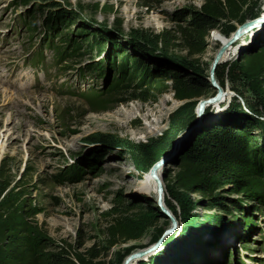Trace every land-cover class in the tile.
Segmentation results:
<instances>
[{
    "label": "rangeland",
    "instance_id": "1",
    "mask_svg": "<svg viewBox=\"0 0 264 264\" xmlns=\"http://www.w3.org/2000/svg\"><path fill=\"white\" fill-rule=\"evenodd\" d=\"M202 3L0 0V174L9 183L3 198L10 219L21 229L18 234L32 248L46 254L67 244L79 252L96 247L104 264L114 263L129 244L124 255H131L129 264H264V163L251 162L262 152L258 146L263 147L264 88L255 94L242 77L224 76L219 100L203 104L196 114L190 106V113L176 120L183 101L173 96L170 81V76L198 81L201 72L211 89L206 97L211 96L214 89L206 77L212 57L240 24L264 13V0H249L243 21L233 22L234 30L221 43L210 32L199 56H187L181 46L166 47L172 58L151 47L153 34L168 29L177 35L185 14ZM33 9L37 28L30 29L26 24ZM41 27L59 33L62 42L72 41L61 63L49 50H43L41 61L32 59ZM242 34L233 41L236 53L214 68L264 47V21ZM134 57L147 65V73L132 77ZM191 58H196L191 61L198 68L195 74L179 62ZM94 60L99 74L84 73L94 70L96 66L85 65ZM117 77L129 81L128 91L111 98L101 93V99L109 98L102 109L80 95ZM215 127H231L246 138L248 161L229 163L213 175L209 199L169 186L193 141ZM135 145L152 156L149 164L159 162L154 166L159 203L164 207L168 201L177 217L173 240L137 256L164 235L172 220L154 209L157 191L153 195L134 185L142 171L129 156ZM114 208L140 211L154 223L143 224L141 238L107 249L106 227Z\"/></svg>",
    "mask_w": 264,
    "mask_h": 264
},
{
    "label": "trees",
    "instance_id": "2",
    "mask_svg": "<svg viewBox=\"0 0 264 264\" xmlns=\"http://www.w3.org/2000/svg\"><path fill=\"white\" fill-rule=\"evenodd\" d=\"M248 2L249 0H203L199 8L191 9L185 14L181 26L176 31L177 35H172L170 30L164 29L157 34H153L151 41L158 43L163 49L181 46L186 51L187 56H199L204 52L206 37L210 32L212 33L210 34L212 35L211 37L220 42L226 38L224 35L234 30L233 22L241 23L243 21V8ZM36 14V9H33L28 16L26 26L30 29L37 28ZM43 18L44 21L48 20L46 16ZM21 23L23 24L22 21ZM117 25L120 27V23H117ZM213 30H218L223 35ZM40 33L42 38L47 41L48 46L51 45L54 48L57 61L61 63L64 57L68 56L67 48L72 41L70 40V43L69 41L62 42L59 33L57 34L56 31L47 28L41 27ZM95 40L96 38L93 39V41ZM195 59H184L179 62L183 68L195 74L198 68L191 62L196 61ZM96 62L94 60V62L85 64L93 68L96 67L94 70H90L91 68L83 69V71L89 70L84 73L99 74ZM132 63L134 67L132 77L143 75L148 70L147 65L137 57L132 59ZM187 64L188 66H186ZM62 66L67 67L66 65ZM99 68L100 70H109L105 67ZM198 75V81L191 77L170 76V81L173 85V96L183 101L179 108L181 111L178 110L174 113L176 120L189 114V107L193 106L194 102L198 99L205 98L211 91L210 88L205 86L206 83L203 81L201 72ZM214 75L219 85H221L224 76H228L230 80L242 77L249 91L260 94L264 88V47L244 53L238 60L232 61L229 64L217 65L214 68ZM128 88L129 81H123L117 77L111 80L107 86L83 94L85 95L83 97L91 106L102 109L109 98H111V95L126 94ZM105 92L109 98L101 99V93ZM229 114H231V110L226 114L224 119ZM261 114L264 116V112H261ZM256 121L253 120V124L249 123L253 125L251 127L255 126ZM262 141L263 147L258 146L262 148V152L251 160L252 163H256V160L261 159V162L264 163V134ZM254 144L257 146L256 143ZM249 150L250 147L247 146L246 138L237 134L231 127H215L210 129L207 133H203L196 138L186 150L179 161L177 170L169 178L168 185L174 186L180 191L203 193L209 199L212 197L210 193L214 189V186L209 183L211 177L218 172H223L229 163L236 164L248 161ZM129 156L134 167H138V170L146 169L152 160V156L143 150L142 145H135L134 150ZM8 185L9 183L5 179V176L0 174V264H104L103 261L97 259L100 250L96 247L86 248L84 252H79L67 244L56 252L46 254H42L41 251L32 248V246L23 240V235L18 234L21 229L16 227L15 222L10 219L9 206L5 203V198H3ZM146 222L152 225L154 220L142 216L140 211L116 208L110 210L109 221L106 227L107 249L119 243L141 238L145 233V226L143 224ZM156 237L157 235L153 239ZM131 248L132 245L129 244L124 248L122 253L116 255L114 263L111 262L109 264H120L124 255Z\"/></svg>",
    "mask_w": 264,
    "mask_h": 264
},
{
    "label": "bare ground",
    "instance_id": "3",
    "mask_svg": "<svg viewBox=\"0 0 264 264\" xmlns=\"http://www.w3.org/2000/svg\"><path fill=\"white\" fill-rule=\"evenodd\" d=\"M258 14H263L264 15V13H260V12ZM261 21H264V20H261ZM261 21L252 23V25H251V21H249L247 24H245L242 27H240L241 33L239 34V36L244 38L245 35H243L242 33L247 31L249 28H252L253 26L257 25ZM249 32L250 31L246 32L245 34H248ZM231 37H232V34H231L230 37L225 39V41L220 45L223 49H222V51H221V53L219 54V57H218V61L219 62L230 59L233 56V54L236 53V50H237L236 48H237L238 44H235L233 41L237 37H235V38H231ZM240 38H239V40H240ZM216 82L218 83L217 80H216ZM214 92H215V89H214ZM214 92H213V94H214ZM222 95H223V88H221V93L219 94V98L217 100H219L222 97ZM203 104H205V103H201L199 105H193L194 108H195V114H196L197 111H200V109L202 108ZM158 163L159 162L156 159V160H154V162L150 163L146 169L140 171V173L137 176V179L134 181L135 187H137L138 189H140V190H142L144 192L153 193V195L156 193L157 188H158V186H157L158 184H156L155 178H156L158 170L154 166L156 164H158ZM160 192L161 191L159 190L157 192V194H159L158 195L159 199L162 201V199L160 197ZM165 203L166 204L163 207L162 202H161V207L162 208H161L160 212L164 216L169 217V219L172 220V223L170 224L169 228H167V231L163 232L164 233L163 236H159L157 238V240L153 242V244H150L149 247L142 248L140 250V253H138V255L143 254L146 251H149V250H151L153 248H156V247H158V246H160V245H162V244H164L166 242H169V241L173 240L172 239L173 237H170V236H171L172 232L174 231V226H175L177 217H176L175 213L171 212L172 210L169 209L170 207H169V204L167 203V201ZM180 203L181 202H179V204ZM127 264H129V263H127Z\"/></svg>",
    "mask_w": 264,
    "mask_h": 264
},
{
    "label": "water",
    "instance_id": "4",
    "mask_svg": "<svg viewBox=\"0 0 264 264\" xmlns=\"http://www.w3.org/2000/svg\"><path fill=\"white\" fill-rule=\"evenodd\" d=\"M261 20H264V15L263 14H257V15H255L251 20H249V21H251V25H252V23H255V22H259V21H261ZM248 22V21H247ZM246 21L244 22V23H242V24H240L241 26L242 25H244L245 23H247ZM241 33V31H240V28H236L234 31H233V34H232V37L231 38H235V37H239V34ZM149 41V40H148ZM150 45H151V47L154 49V50H156V51H162V53H166V54H168V56H170V57H173V58H175V56L174 55H172V54H170V53H168L165 49H163V48H161L160 47V45L158 44V43H154V42H152L151 40H150ZM222 47L220 46L219 48H217V50H216V53L214 54V56L212 57V59H211V63L208 65V75H207V77H206V79L208 80V82H209V85L212 87V88H214L215 89V92H214V94H212L211 96H209V97H206V98H204V99H198L197 101H195L194 102V105H199V104H201V103H212V102H214L215 100H217L218 98H219V94L221 93V86L216 82V80L212 77V75H211V72H212V70H213V68H214V66L219 62L218 61V57H219V54L221 53V51H222ZM185 65V64H184ZM186 66H188V64L186 65ZM187 68H189V67H187ZM157 190H158V188H157ZM158 192V191H157ZM157 205H156V207H154V209H156V210H158V211H160L161 210V203H159V197L157 196ZM165 231H167V229L165 230ZM138 253H140L139 251H137L136 253H134V255L133 256H137L138 255ZM131 256V255H130ZM130 256H125V257H123V259H122V261H121V263L120 264H127L128 263V258L130 259Z\"/></svg>",
    "mask_w": 264,
    "mask_h": 264
}]
</instances>
